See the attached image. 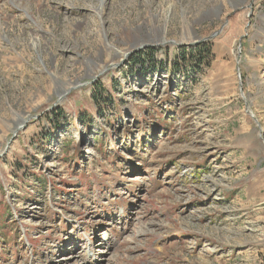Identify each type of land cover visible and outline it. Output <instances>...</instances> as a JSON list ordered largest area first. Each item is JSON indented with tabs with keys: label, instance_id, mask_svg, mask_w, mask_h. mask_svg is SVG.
Returning a JSON list of instances; mask_svg holds the SVG:
<instances>
[{
	"label": "rangeland",
	"instance_id": "1",
	"mask_svg": "<svg viewBox=\"0 0 264 264\" xmlns=\"http://www.w3.org/2000/svg\"><path fill=\"white\" fill-rule=\"evenodd\" d=\"M0 264H264V0H0Z\"/></svg>",
	"mask_w": 264,
	"mask_h": 264
},
{
	"label": "trees",
	"instance_id": "2",
	"mask_svg": "<svg viewBox=\"0 0 264 264\" xmlns=\"http://www.w3.org/2000/svg\"><path fill=\"white\" fill-rule=\"evenodd\" d=\"M207 47H208V46H207L206 44H204V48L202 47V48H203L202 50L204 51V49H207ZM197 49H198V48H197ZM197 49H196V50H197ZM207 53H208V52H207ZM143 61H146V60H143ZM145 63H146V62H145ZM141 64H143V63H141ZM143 65H144V64H143ZM189 65L192 66L191 62H190ZM189 65H188V66H189ZM196 67H197V66H196Z\"/></svg>",
	"mask_w": 264,
	"mask_h": 264
},
{
	"label": "bare ground",
	"instance_id": "3",
	"mask_svg": "<svg viewBox=\"0 0 264 264\" xmlns=\"http://www.w3.org/2000/svg\"><path fill=\"white\" fill-rule=\"evenodd\" d=\"M79 1V0H78Z\"/></svg>",
	"mask_w": 264,
	"mask_h": 264
}]
</instances>
